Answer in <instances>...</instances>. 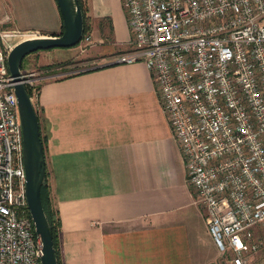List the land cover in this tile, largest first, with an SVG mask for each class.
I'll return each mask as SVG.
<instances>
[{"label": "crops", "instance_id": "obj_1", "mask_svg": "<svg viewBox=\"0 0 264 264\" xmlns=\"http://www.w3.org/2000/svg\"><path fill=\"white\" fill-rule=\"evenodd\" d=\"M3 1L12 26L62 31L57 0ZM88 6L92 43L79 51L93 65L48 75L37 95L62 263L219 264L150 69L113 60L130 48L123 0Z\"/></svg>", "mask_w": 264, "mask_h": 264}, {"label": "built area", "instance_id": "obj_2", "mask_svg": "<svg viewBox=\"0 0 264 264\" xmlns=\"http://www.w3.org/2000/svg\"><path fill=\"white\" fill-rule=\"evenodd\" d=\"M123 5L130 48L113 60L146 63L225 264H253L250 252L264 244V0ZM10 22L0 0V264H41L42 240L26 191L17 81L7 62L31 29ZM90 43L87 32L78 44L83 50ZM21 75L26 87L42 76L24 69Z\"/></svg>", "mask_w": 264, "mask_h": 264}, {"label": "water", "instance_id": "obj_3", "mask_svg": "<svg viewBox=\"0 0 264 264\" xmlns=\"http://www.w3.org/2000/svg\"><path fill=\"white\" fill-rule=\"evenodd\" d=\"M64 28L59 34H42L17 42L10 50L7 62L17 81L14 89L18 97L23 131V153L26 168V191L30 213L37 234L42 240L41 264H59L52 224L44 208L41 187L47 181L46 155L41 135V123L34 101L21 81L24 57L33 51L52 47L77 45L84 35V14L79 0H57Z\"/></svg>", "mask_w": 264, "mask_h": 264}, {"label": "rangeland", "instance_id": "obj_4", "mask_svg": "<svg viewBox=\"0 0 264 264\" xmlns=\"http://www.w3.org/2000/svg\"><path fill=\"white\" fill-rule=\"evenodd\" d=\"M4 2L3 0H1ZM22 30V28H20ZM24 30V29H23ZM28 30V29H25ZM90 34L91 30L88 32ZM43 33L37 30H30L26 34V37L39 36ZM91 44V43H90ZM88 44L87 47L90 45ZM75 46H79L74 49H69V47H52L46 49H40L28 53L23 60L22 70H36L39 71L42 76L41 78H37L34 81V84L30 85L32 90V99L34 104L37 106V88L38 85L43 81L42 77L44 75H55L60 76L65 73L77 72L82 69H86L93 65L90 61H86V57H88L87 53H81L79 50L81 49L80 45L77 44ZM72 47V46H71ZM86 47V48H87ZM85 48V49H86ZM73 60L72 63H68V61ZM38 73V72H37ZM40 75V74H39ZM36 91V95H35ZM253 264H260L264 262V244H262L261 248L258 251L250 252L249 254ZM219 264L225 263V255L222 254V258L219 257ZM222 262V263H221Z\"/></svg>", "mask_w": 264, "mask_h": 264}, {"label": "trees", "instance_id": "obj_5", "mask_svg": "<svg viewBox=\"0 0 264 264\" xmlns=\"http://www.w3.org/2000/svg\"><path fill=\"white\" fill-rule=\"evenodd\" d=\"M79 1H80L83 14H84V25H85L84 35H85L87 32L91 30L90 16L88 14V10H89L88 0H79ZM72 62L73 60L68 61V63H72ZM80 71H83V70H80ZM40 87L41 85H38V89ZM27 89L30 95H32L31 88L28 86ZM38 114H39V111H38ZM39 118H40V115H39ZM41 135H42V132H41ZM42 139L45 142L43 136H42ZM41 195H42V202H43L44 208L47 212L48 218L53 227L54 241H55V245L57 248L58 262L59 264H63L61 260V254H60V240H59V230H60V225H61V218H60L59 208L53 202L48 181H46L42 185Z\"/></svg>", "mask_w": 264, "mask_h": 264}, {"label": "bare ground", "instance_id": "obj_6", "mask_svg": "<svg viewBox=\"0 0 264 264\" xmlns=\"http://www.w3.org/2000/svg\"><path fill=\"white\" fill-rule=\"evenodd\" d=\"M34 37H36V36H34Z\"/></svg>", "mask_w": 264, "mask_h": 264}]
</instances>
